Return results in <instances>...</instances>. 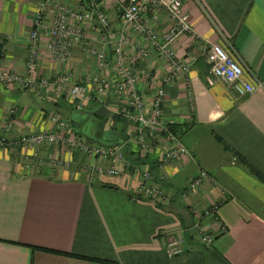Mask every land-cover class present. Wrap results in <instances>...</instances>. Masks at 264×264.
<instances>
[{
  "label": "crops",
  "instance_id": "crops-1",
  "mask_svg": "<svg viewBox=\"0 0 264 264\" xmlns=\"http://www.w3.org/2000/svg\"><path fill=\"white\" fill-rule=\"evenodd\" d=\"M38 1L0 0V63L13 73L24 70ZM56 1L82 6L86 0ZM104 1L114 31L121 33L113 0ZM181 3L198 39L180 37L175 54L179 59L191 55L197 59L187 76L164 86L168 99L161 118L191 157L164 165L160 152L136 158L131 152L134 146L128 143L123 149L124 171L108 177L90 173L87 165L93 159L79 152L68 157L54 146L27 147L23 153L0 148V264H264V0ZM93 29L89 31L93 39L73 51V71L82 84L95 70L87 43L105 34L97 24ZM165 29L164 25L159 32ZM210 43L225 49L230 43L235 52L231 55L246 72L247 82L253 83L254 77L262 87L241 95L220 81L208 85V66L200 56ZM104 50L111 60V48L106 45ZM134 50L128 47L126 54L133 55ZM136 65L151 68L155 79L161 80L159 63ZM54 69L44 56L38 75L52 77ZM110 94L101 103L91 97L77 109L49 91L0 85V136L14 139L46 132L51 128L49 115L58 113L79 134L102 145L110 139L112 143L105 146L134 139L135 127L129 132L126 121L116 117ZM12 107L14 124L5 133V115ZM51 159L53 170L48 168ZM57 159L65 164L55 166ZM141 164L150 169L157 185L170 191L166 203L136 195L143 184L137 169ZM199 170L216 185L204 184L194 195L181 198L186 183ZM221 197L219 218L227 232L215 237L208 249L191 239L188 228L196 216L190 208L198 212ZM179 237L190 248L170 258L167 246Z\"/></svg>",
  "mask_w": 264,
  "mask_h": 264
},
{
  "label": "built area",
  "instance_id": "built-area-1",
  "mask_svg": "<svg viewBox=\"0 0 264 264\" xmlns=\"http://www.w3.org/2000/svg\"><path fill=\"white\" fill-rule=\"evenodd\" d=\"M112 4L113 13L118 15L121 24V33L114 31L111 13L107 11L110 9L104 0H86L76 10L56 0H39L27 36L24 70L21 74L13 73L0 63V85L30 92L49 91L77 109L82 108L83 102L91 97L101 103L110 91L115 115L126 121L129 132L131 126L135 127V138L121 139L116 145L105 146L86 139L69 120L58 113H51V128L48 131L23 134L14 139L1 135L0 148L18 149L23 153L27 147L54 146L66 150L68 154L79 152L93 159L87 165L90 173L108 177L119 176L124 171L126 160L123 149L128 143L136 148V158H147L160 152V162L164 165L191 157L179 136L161 118L162 108L168 99L164 86L180 76H187L197 59L192 55L187 60L179 59L175 54L174 45L180 37L198 39L187 13L182 9L181 0H113ZM94 24L105 34L86 49L95 69L85 80L87 85L82 84L74 73L72 56L73 51L81 48L88 39ZM164 25L165 32H159ZM130 37H133V42ZM106 45L111 48V60H108L104 50ZM131 46L135 48L134 54L128 55L126 49ZM203 47L200 57H204L208 65V85L220 81L235 87L241 95H250L262 87L250 71L248 74L254 82H247L246 72L231 55L235 52L230 43L229 49L217 43ZM44 56L55 67L51 78L38 75ZM138 61L146 65L159 63L163 69L161 80L155 79L151 68H138ZM14 110L12 107L5 115V133L13 127ZM61 164L65 162L58 160L57 165ZM137 169L143 184L136 195L158 204L166 203L171 197L170 191L154 182L147 166L137 165ZM207 183L216 185L205 171L199 170L179 196L183 199L192 196ZM222 200L224 197L205 205L198 212L190 208L196 216L188 228L191 239L202 247L211 248L215 237L227 232L219 218ZM189 248L183 237L175 238L168 244L166 254L173 258Z\"/></svg>",
  "mask_w": 264,
  "mask_h": 264
},
{
  "label": "rangeland",
  "instance_id": "rangeland-1",
  "mask_svg": "<svg viewBox=\"0 0 264 264\" xmlns=\"http://www.w3.org/2000/svg\"><path fill=\"white\" fill-rule=\"evenodd\" d=\"M68 7L69 8H71V9H74V10H76V9H78L80 6H71V5H68ZM108 11V13L110 14V10H107ZM94 30V29H93ZM90 34L91 33H89V35H88V39H86V40H90V39H93L92 37H90ZM93 44V42H91V44L90 43H87V46H89V45H92ZM127 52H128V50H127ZM202 62H204L205 64H206V61H205V59H204V57H202ZM207 65V64H206ZM208 66V65H207ZM51 78V77H50ZM18 90H20V91H27L26 89H18ZM35 93V92H34ZM80 134H82V136H83V134L84 133H82L81 131H80ZM85 137V136H84ZM86 138V137H85ZM87 139V138H86ZM110 142H111V139L109 140V143H103V144H110ZM118 141H116L115 143H117ZM112 143V142H111ZM111 146V145H110ZM59 149H62V148H60V147H58ZM136 150V148L135 147H133V150L131 149V152L133 153V152H136L135 151ZM66 152V150H64V149H62V152ZM130 152V153H131ZM67 153V152H66ZM67 156L69 157V156H71V155H69L68 153H67ZM49 158V157H48ZM59 159H57L56 161H58ZM70 163H71V161H69V158H67V160H66V165L67 166H69L70 165ZM53 166H54V161L51 159L50 161H49V163H48V168L50 169V170H53ZM55 166H59V165H57V162L55 163Z\"/></svg>",
  "mask_w": 264,
  "mask_h": 264
},
{
  "label": "trees",
  "instance_id": "trees-1",
  "mask_svg": "<svg viewBox=\"0 0 264 264\" xmlns=\"http://www.w3.org/2000/svg\"><path fill=\"white\" fill-rule=\"evenodd\" d=\"M116 117L120 118L119 116H116ZM88 140H91V139H88Z\"/></svg>",
  "mask_w": 264,
  "mask_h": 264
}]
</instances>
